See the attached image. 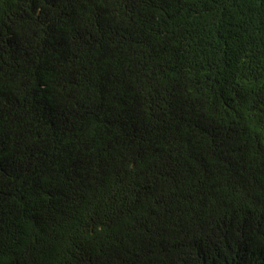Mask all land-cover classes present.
<instances>
[{
    "label": "trees",
    "instance_id": "trees-1",
    "mask_svg": "<svg viewBox=\"0 0 264 264\" xmlns=\"http://www.w3.org/2000/svg\"><path fill=\"white\" fill-rule=\"evenodd\" d=\"M0 264H264V0H0Z\"/></svg>",
    "mask_w": 264,
    "mask_h": 264
}]
</instances>
